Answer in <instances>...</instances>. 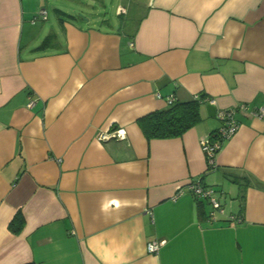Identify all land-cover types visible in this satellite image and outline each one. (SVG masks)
Segmentation results:
<instances>
[{"label": "crops", "instance_id": "crops-1", "mask_svg": "<svg viewBox=\"0 0 264 264\" xmlns=\"http://www.w3.org/2000/svg\"><path fill=\"white\" fill-rule=\"evenodd\" d=\"M202 94L180 136L141 130ZM241 103L209 168L199 139ZM261 107L264 0H0V264H264ZM113 128L125 138L97 140Z\"/></svg>", "mask_w": 264, "mask_h": 264}, {"label": "built area", "instance_id": "built-area-1", "mask_svg": "<svg viewBox=\"0 0 264 264\" xmlns=\"http://www.w3.org/2000/svg\"><path fill=\"white\" fill-rule=\"evenodd\" d=\"M46 12L47 11L45 9H41L40 12L33 16V21L39 18L45 20L47 18ZM166 100L168 104L173 103V97L171 96L167 97ZM32 103L33 101L30 100L27 106H31ZM246 108L247 105L245 103H241L237 107L233 108H219L216 111V114H214L219 121V125L211 134L199 139L202 152L204 153L207 161L206 164H208L209 168L215 167V156L222 144L228 140V138H231L238 130L239 122L235 117V113ZM255 114L259 115V117H264V108L261 107L256 109ZM96 138L101 142L110 138L122 139L125 138V131L123 128H113L108 131H100L96 135ZM187 187V189H189L190 193L195 198L209 202L211 209L208 211V216L211 220H216L219 215L224 214V208L222 206L223 204L215 188L203 185L199 181L189 182ZM147 212L149 215L152 214L151 211ZM230 218L233 219L234 216H230ZM162 242L163 241L161 240L159 241L155 239L147 242L146 252L157 253V250L159 249Z\"/></svg>", "mask_w": 264, "mask_h": 264}, {"label": "trees", "instance_id": "trees-1", "mask_svg": "<svg viewBox=\"0 0 264 264\" xmlns=\"http://www.w3.org/2000/svg\"><path fill=\"white\" fill-rule=\"evenodd\" d=\"M50 37L44 38L40 47L48 45ZM204 99V95L199 98L185 101L173 102L168 107L160 110L152 111L139 119V125L147 138H169L177 137L186 131L189 127L194 126L200 121L199 103ZM212 133V132H211ZM210 133V134H211ZM246 184L239 183L240 199L244 198L243 190ZM201 206L203 201H198ZM236 217L234 216V219ZM25 217L19 209L9 220L7 227L10 232L18 234L22 231L25 224ZM240 219V217H239ZM32 264V263H29Z\"/></svg>", "mask_w": 264, "mask_h": 264}, {"label": "rangeland", "instance_id": "rangeland-1", "mask_svg": "<svg viewBox=\"0 0 264 264\" xmlns=\"http://www.w3.org/2000/svg\"><path fill=\"white\" fill-rule=\"evenodd\" d=\"M47 7H48V8H50V5H48ZM48 8H47V10H46V11H48L47 13H49V15H50V16H52V15H51V13H50V11H51V10H50V9H48Z\"/></svg>", "mask_w": 264, "mask_h": 264}]
</instances>
